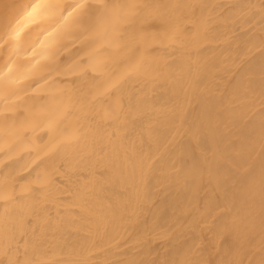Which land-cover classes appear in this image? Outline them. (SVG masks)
Instances as JSON below:
<instances>
[{
    "label": "clouds",
    "instance_id": "9594fccd",
    "mask_svg": "<svg viewBox=\"0 0 264 264\" xmlns=\"http://www.w3.org/2000/svg\"><path fill=\"white\" fill-rule=\"evenodd\" d=\"M0 264H264V0H0Z\"/></svg>",
    "mask_w": 264,
    "mask_h": 264
}]
</instances>
